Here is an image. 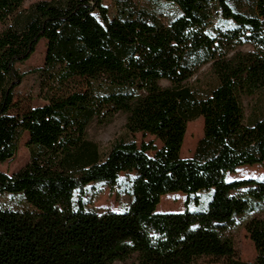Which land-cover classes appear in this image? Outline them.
Instances as JSON below:
<instances>
[{
  "label": "trees",
  "instance_id": "16d2710c",
  "mask_svg": "<svg viewBox=\"0 0 264 264\" xmlns=\"http://www.w3.org/2000/svg\"><path fill=\"white\" fill-rule=\"evenodd\" d=\"M163 1L180 14L166 27L153 25L162 41L152 45L110 22L102 0L38 1L27 9L25 0H0V163L14 156L23 132L30 155L19 172H0V193L21 195L27 206L0 208V264H264V218L243 225L253 262L238 260L231 236L241 217L264 207V180H226L239 167L264 163V116L246 117L233 88L255 56H226L242 45L264 50V22L229 0ZM214 17L231 27L212 26ZM41 40L44 63L36 72L46 103L11 114L24 77L16 66ZM109 60L121 65L119 81L93 80ZM209 63L216 85L206 96L187 86L142 90L144 72L184 80ZM253 87L264 95V68ZM117 114L129 136H151L160 148L120 140L102 152L86 138L69 150L59 146L68 124L82 136ZM198 118L203 137L192 158H181L186 127ZM125 173L133 177L124 212L85 211L74 197L92 183L113 186ZM178 192H208L210 199L202 211L156 212L164 195Z\"/></svg>",
  "mask_w": 264,
  "mask_h": 264
},
{
  "label": "rangeland",
  "instance_id": "374dc122",
  "mask_svg": "<svg viewBox=\"0 0 264 264\" xmlns=\"http://www.w3.org/2000/svg\"><path fill=\"white\" fill-rule=\"evenodd\" d=\"M38 1L49 0H25L23 7L25 9L34 5ZM103 5L107 9L108 19L117 25H122L133 36L141 40H145L149 44L158 45L162 41V34L154 26L166 27L173 19L179 16L180 12L172 4L163 0H102ZM233 9L239 12H246L247 8L256 13L259 19L264 22V0H252L250 4L246 0H229ZM212 26L222 28H230L229 24H222L218 17L212 20ZM2 26L0 24V30ZM35 52L28 60L16 66L19 73L24 74L23 80L14 90V102L16 107L11 110V114L24 112L28 109L42 106L46 102L39 93V73L38 68L43 66V58L45 54V42L39 41L35 46ZM236 52L252 53L255 61L251 67L244 70L243 73L233 81V88L238 92L241 102L243 103L245 116L248 118H260L264 116V95L254 91L253 83L257 75L264 68V50L249 45L235 47L228 51L226 56H230ZM211 63L201 67L195 75L189 79L171 80L168 76L161 73L144 72L140 78L143 92H160L167 91L175 86L192 87L196 89L203 97L206 96L216 85V81L212 77L210 70ZM121 65L115 60H109L102 67L97 69L91 76L93 80H104L109 84L117 83L121 77ZM124 118L117 114L112 123L106 126L90 125L79 136L78 127L74 123L64 127L59 135V146L66 149H72L84 138L89 139L96 144L102 152H107L117 141L130 142L134 140L137 144L141 142L153 141V145L158 149L160 144L151 136L142 137L140 134L128 135L124 129ZM203 123L201 119L191 121L186 127L185 137L180 148V157L185 159L192 158L194 148L197 142L203 137ZM17 150L14 156L7 161L0 163V172L5 175H12L29 163L30 155L28 154L27 133L23 132L18 139ZM150 156L152 152L148 153ZM132 174H120L116 180V184L110 186L105 183H92L81 191L75 193V199L79 198L83 203L86 211L101 214L102 212H124L128 209L131 198V180ZM243 179L264 180V163L254 165L252 167H239L232 174L226 175L228 181H239ZM210 193L199 192L193 196L186 197L184 194L172 193L164 195L156 209L158 213H176L187 210L189 212L202 211L209 202ZM26 203L21 195H11L0 193V208L13 211H24ZM264 218V207H258L254 212L244 215L237 222L232 232V240L234 242L236 257L241 262H253L255 260V250L244 229V223L252 218ZM114 264H133V261L116 262ZM198 264H224L210 262L208 259H200Z\"/></svg>",
  "mask_w": 264,
  "mask_h": 264
}]
</instances>
